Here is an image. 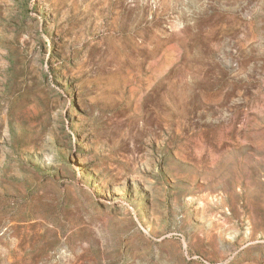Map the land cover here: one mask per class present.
<instances>
[{"label":"rangeland","instance_id":"rangeland-1","mask_svg":"<svg viewBox=\"0 0 264 264\" xmlns=\"http://www.w3.org/2000/svg\"><path fill=\"white\" fill-rule=\"evenodd\" d=\"M0 264H264V0H0Z\"/></svg>","mask_w":264,"mask_h":264}]
</instances>
